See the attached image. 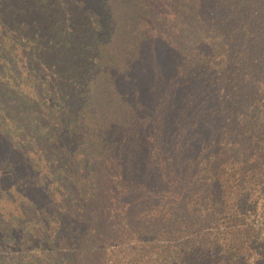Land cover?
I'll list each match as a JSON object with an SVG mask.
<instances>
[{
  "label": "trees",
  "instance_id": "obj_1",
  "mask_svg": "<svg viewBox=\"0 0 264 264\" xmlns=\"http://www.w3.org/2000/svg\"><path fill=\"white\" fill-rule=\"evenodd\" d=\"M0 264H264V0H0Z\"/></svg>",
  "mask_w": 264,
  "mask_h": 264
}]
</instances>
